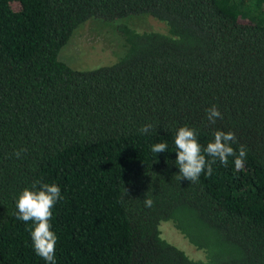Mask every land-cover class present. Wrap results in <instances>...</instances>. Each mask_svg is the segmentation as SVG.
I'll list each match as a JSON object with an SVG mask.
<instances>
[{
  "label": "trees",
  "instance_id": "1",
  "mask_svg": "<svg viewBox=\"0 0 264 264\" xmlns=\"http://www.w3.org/2000/svg\"><path fill=\"white\" fill-rule=\"evenodd\" d=\"M140 14L165 31L123 22ZM88 20L114 23L121 53L74 67L60 51ZM180 126L202 147L234 132L243 167L178 181ZM37 179L63 197L56 264H264V0H0V264H46L14 215ZM165 220L204 257L165 239Z\"/></svg>",
  "mask_w": 264,
  "mask_h": 264
},
{
  "label": "clouds",
  "instance_id": "2",
  "mask_svg": "<svg viewBox=\"0 0 264 264\" xmlns=\"http://www.w3.org/2000/svg\"><path fill=\"white\" fill-rule=\"evenodd\" d=\"M207 121L214 125L217 119H222V113L216 105L205 109ZM154 130L152 123L142 125L138 131L141 134H148ZM237 143V137L232 131L216 130L213 138L201 146L198 140V132L189 126H180L174 135L176 149L175 164L179 168L176 174L178 181L187 180L198 183L200 175L210 176L213 172L212 165L219 162L227 166L229 157L233 158L237 169L243 167L247 155V149L240 145L238 150L233 147ZM168 145L164 142L152 144L150 150L157 154L167 150ZM23 149L15 151L14 155L19 159ZM209 157L211 159H209ZM126 193V189L124 188ZM63 199L60 187L55 183H46L42 180H35L31 189L24 188L16 198L17 211L14 213L17 219L25 223L32 222L29 227L32 245L35 253L46 261V264H56L55 246L57 235L52 230L50 223L53 213L52 209L57 201ZM146 207L153 206V200H144Z\"/></svg>",
  "mask_w": 264,
  "mask_h": 264
},
{
  "label": "rangeland",
  "instance_id": "3",
  "mask_svg": "<svg viewBox=\"0 0 264 264\" xmlns=\"http://www.w3.org/2000/svg\"><path fill=\"white\" fill-rule=\"evenodd\" d=\"M123 22L139 31H165L162 22L144 14L128 17L123 19ZM121 49V42L115 32L114 23L88 20L73 33L70 40L62 47L60 59L74 67L94 65L114 59L121 53ZM159 228L165 239L183 249L186 254H189H187L189 257L196 254H200L201 258L204 257L203 252L190 245L169 221H161Z\"/></svg>",
  "mask_w": 264,
  "mask_h": 264
}]
</instances>
